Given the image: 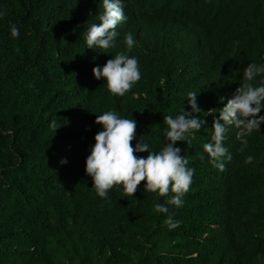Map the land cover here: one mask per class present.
Returning a JSON list of instances; mask_svg holds the SVG:
<instances>
[{"label": "trees", "instance_id": "16d2710c", "mask_svg": "<svg viewBox=\"0 0 264 264\" xmlns=\"http://www.w3.org/2000/svg\"><path fill=\"white\" fill-rule=\"evenodd\" d=\"M123 7L126 20L104 50L83 39L99 23L100 0H0V264H264V124L244 137L229 126L223 145L231 159L222 170L203 149L244 68L264 64V0ZM126 33L135 41L130 51ZM118 52L135 56L140 71L124 96L92 72ZM189 91L200 108L193 115L205 123L189 143L174 145L194 170L183 205H167L179 226L169 229L168 214L154 207L173 193H145L144 181L132 197L118 186L98 197L85 173L101 130L95 115L134 119L132 146L140 139L159 151L163 117L190 112Z\"/></svg>", "mask_w": 264, "mask_h": 264}, {"label": "clouds", "instance_id": "9594fccd", "mask_svg": "<svg viewBox=\"0 0 264 264\" xmlns=\"http://www.w3.org/2000/svg\"><path fill=\"white\" fill-rule=\"evenodd\" d=\"M100 4L103 11L98 15L99 23H92L84 32L83 39L88 49L108 50L114 47L118 35L116 27L126 20V16L123 0H100ZM3 15L4 12L0 11V17ZM10 35L18 37L19 30L15 25L10 26ZM123 43L128 51L132 49L135 41L131 33L124 35ZM92 72L94 78L103 79L110 94L116 96H124L140 79L137 58L124 52H118L103 66L93 67ZM242 75V86L235 89L226 105L219 110L218 118L214 117L211 138L203 144L210 158L209 163L221 170L224 167L223 159H231L223 145L229 126L239 128V136L244 137L264 124V115L257 116L264 110V64L249 63ZM257 77H260L259 84L254 86L252 81ZM187 97L190 112L183 109L175 117H163L167 125L166 143L155 152L150 150L149 143L141 142L140 139L132 146L131 142L136 139L134 119L119 116L111 110L95 115V123L101 126V130L94 136L95 143L86 157L85 173L91 177L92 188L98 197L106 198L113 186H118L124 194L132 197L141 181H144L145 193L152 192L162 197L173 193L164 203L154 205L157 213L168 214L167 205L177 208L183 205L182 198L189 190L194 170L187 167V157L181 155V149L174 145L177 142L189 143L193 132L199 131L205 123L193 115L200 112L197 93L189 91ZM49 127L55 131L59 128L55 120ZM242 142L247 143L246 140ZM141 153L147 155H139ZM252 159V156H248L245 162L250 163ZM66 163V160L61 161V164ZM163 223L169 229L179 226V221H173L170 214L166 215Z\"/></svg>", "mask_w": 264, "mask_h": 264}]
</instances>
